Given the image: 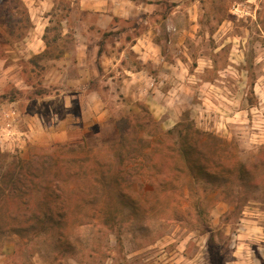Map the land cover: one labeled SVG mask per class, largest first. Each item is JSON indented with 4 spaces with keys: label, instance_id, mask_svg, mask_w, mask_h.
Wrapping results in <instances>:
<instances>
[{
    "label": "rangeland",
    "instance_id": "rangeland-1",
    "mask_svg": "<svg viewBox=\"0 0 264 264\" xmlns=\"http://www.w3.org/2000/svg\"><path fill=\"white\" fill-rule=\"evenodd\" d=\"M0 33V62L8 66L0 105L17 102L20 133L0 137V264H236L239 254L264 264V131L258 143L254 93L264 72L256 61L264 53V0H0ZM142 34L160 46L151 51L158 69L149 67L143 95L119 93L122 66H104L103 75L115 76L112 91L103 89L106 76L95 75L89 88L101 92L105 120L67 142L48 137L50 114L36 100L59 75L47 62L70 60L82 45L90 57L99 47L133 69L139 64L130 45ZM62 72V79L71 73ZM120 118L131 122L130 158L182 121L225 143L233 174L216 184L185 176L182 185L175 173V182L152 191L133 159L132 169H121L107 146H81V139L113 138ZM65 143L78 150L61 153L57 145ZM167 158L151 162L172 176L175 161Z\"/></svg>",
    "mask_w": 264,
    "mask_h": 264
},
{
    "label": "crops",
    "instance_id": "crops-1",
    "mask_svg": "<svg viewBox=\"0 0 264 264\" xmlns=\"http://www.w3.org/2000/svg\"><path fill=\"white\" fill-rule=\"evenodd\" d=\"M40 46L41 47L39 51L33 52L34 56L45 51V43ZM155 47L156 49L152 47L150 40L145 35L142 34L135 37V42L131 43L130 50L136 55L139 67L133 69L124 67V62H122L121 57L117 59L116 56L113 57L114 55L112 53L110 54V52H99V47H92V57H90V54H86V49L83 48L82 45L74 47V54L71 56L70 60H67L68 55L66 54L59 57V59L49 60L47 63L50 64L51 68H53L51 71L53 72L54 76H59L55 79L54 84H52V91L45 92L43 95H40L42 96L41 98L39 97L36 100L38 102L43 101L42 106L47 108L50 114V117H48L49 122L46 123L47 125L45 124L44 127L45 130L52 132L51 134H48V137H51V139L54 141L67 142L81 137L80 135L85 131L86 128L94 124H99L101 121L105 120L107 111L103 108L104 104L101 99V92L94 88H89L90 80L93 81V79L96 77L95 75L100 76V78L106 76L103 75L102 72L105 71L104 66L106 68H112L116 67V65H121L125 75L121 76L122 86L119 88V93H124V96L130 95L129 89L133 88L135 91H132V96L140 95L139 97H141V95H143L142 91L140 90L141 83H147L148 80L153 78V75L150 74L149 67H155L158 69V65H156L157 59L152 56L151 51H160V46L156 45ZM119 52L120 53H117L116 55L121 56L123 51ZM263 55L264 53H261L257 56L256 61L258 63L264 61ZM97 60L99 62H97ZM5 61L6 60L4 59L2 62H0L1 74L5 73V68L8 67L7 64L5 65ZM166 64L173 68H175L174 66L177 65L176 63L175 65L171 63H164L161 65V67H164ZM53 65H56V67L67 65L62 69L67 71V74L68 72H71L68 75L69 77L62 79L63 70H57L53 67ZM162 75L164 76L165 74L162 73L161 76ZM106 77L107 80L111 82H105V84H103V89L107 92H110L112 91L111 84L115 76L113 74H109ZM164 77H167V75ZM61 80L63 82H60ZM149 83L151 84V81ZM254 93L258 99V107L256 108L258 123L256 126L259 129V133L256 135V137H258L257 142L260 143V134L264 131V119H262V113H264V72H261L257 75V80L255 81L254 85ZM4 104L5 105H0V110L4 108L16 109L17 102L11 100L10 102ZM57 104L62 107V110L53 113V105ZM73 107L74 109H72ZM31 121L29 122L30 124L33 123ZM29 123L28 126L31 128ZM35 125L39 124L35 123ZM39 128L37 130H39ZM46 135L47 134H45V136ZM243 226L248 229L252 225L245 224ZM255 230L258 231L257 229ZM236 264L249 263L244 255L239 254V262H236Z\"/></svg>",
    "mask_w": 264,
    "mask_h": 264
},
{
    "label": "trees",
    "instance_id": "trees-1",
    "mask_svg": "<svg viewBox=\"0 0 264 264\" xmlns=\"http://www.w3.org/2000/svg\"><path fill=\"white\" fill-rule=\"evenodd\" d=\"M130 123V119L120 118L115 121V135L113 138L104 139L91 145L85 143L84 139H81V146L82 148L88 147L87 149L90 150L94 148L100 150L107 146L113 154H117L120 158L121 169H132L131 167L130 169L127 167V163L133 159L132 164L136 167L137 172H139L138 177H140L141 170L143 169V175L146 176L148 184L151 186L150 188L153 189L152 191L166 187L171 183L169 181L171 178L175 179V182L177 180L175 177L178 178L175 173L184 176L179 178L182 185L186 181L185 179H187L185 176L189 180L216 184V182L220 183L226 176L233 174L229 163H227L229 156L225 143L213 133L201 131L193 124L182 121L178 122L173 129L164 132L162 138L158 137L157 140L150 141L148 146L138 148L139 151L136 154L134 152L135 155L130 158L128 152L131 147L130 144L125 143V139L132 135ZM57 146L61 148L60 152L66 155L73 154L78 150V147L74 148L73 145L66 143ZM131 146V149H134L135 144L132 143ZM123 152L127 153V158ZM155 156H161L162 160L169 157L175 161L174 163L172 161L169 162L172 163L168 168L172 170V176L157 171L155 162H151V158ZM260 156L264 160V148L261 150ZM144 160L147 161L146 164H142ZM255 166L254 164L251 167ZM233 171L239 172V165L233 167ZM241 171L243 175L249 173V169L244 166H242ZM120 173V175H124V173ZM125 178V176H122L123 183L130 185V182H125Z\"/></svg>",
    "mask_w": 264,
    "mask_h": 264
},
{
    "label": "built area",
    "instance_id": "built-area-1",
    "mask_svg": "<svg viewBox=\"0 0 264 264\" xmlns=\"http://www.w3.org/2000/svg\"><path fill=\"white\" fill-rule=\"evenodd\" d=\"M18 112L14 108H4L0 110V137H10L18 140L20 133L16 130Z\"/></svg>",
    "mask_w": 264,
    "mask_h": 264
}]
</instances>
